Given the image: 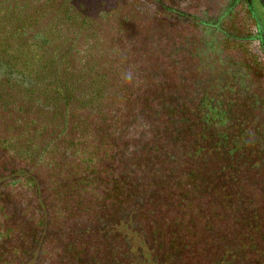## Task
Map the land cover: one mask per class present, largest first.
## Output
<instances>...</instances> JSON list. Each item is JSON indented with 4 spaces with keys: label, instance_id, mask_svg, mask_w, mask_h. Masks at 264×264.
<instances>
[{
    "label": "trees",
    "instance_id": "obj_1",
    "mask_svg": "<svg viewBox=\"0 0 264 264\" xmlns=\"http://www.w3.org/2000/svg\"><path fill=\"white\" fill-rule=\"evenodd\" d=\"M165 23L150 0H0L1 160H15L31 188L45 182L42 204L53 218L96 228L98 241L114 234L117 264H159L145 239L160 231L167 251L158 260L165 255L170 264L181 251L179 223L169 233L160 226L180 220L165 195L181 173L168 158L177 156L171 123L185 101L173 91L180 68ZM209 166L195 164L190 191L216 196L205 207L209 220L225 216L214 227L203 206L186 212L202 222L183 236L187 261L196 264L201 252L212 263L264 240L259 228L237 225L236 190L222 182L239 178Z\"/></svg>",
    "mask_w": 264,
    "mask_h": 264
},
{
    "label": "flooded vegetation",
    "instance_id": "obj_2",
    "mask_svg": "<svg viewBox=\"0 0 264 264\" xmlns=\"http://www.w3.org/2000/svg\"><path fill=\"white\" fill-rule=\"evenodd\" d=\"M150 1L164 21L168 19L162 26H169L173 33L176 52L172 63L180 68L173 91L185 99L171 123L177 156L168 158L181 173L168 183L175 189H168L165 195L171 207L180 212V220L160 226L166 233L175 223L179 224L174 231L180 232L182 227L178 233L181 251L170 264H196L187 261L190 255L184 247L190 243H184L183 236L187 226L199 227L202 222L193 223L186 212L193 205L200 210L203 206L204 222L214 227L225 213L217 212V221L209 220L211 214L205 207L216 196L209 199L202 191L196 195L190 191L195 164L209 163L207 170L212 172L225 166L224 177L235 173L239 180L228 184L225 178L222 186L236 190L235 207L241 219L237 225L259 228L264 233V0ZM231 164L232 168L228 166ZM202 173L197 174L198 185L205 177ZM27 178L31 177L20 173L15 160L3 163L0 154V264H117L114 234L98 241L96 228L53 218L51 210L42 204L48 196L45 182L38 178L40 188H31ZM215 203L225 210L221 200ZM80 232L86 236L74 237ZM161 232L145 242L152 259L157 260L154 262L167 264V240L162 239ZM220 233L222 236L223 231ZM252 245L236 258L221 254L212 263L201 252L198 264H264V240L255 249ZM161 250L165 255L158 260Z\"/></svg>",
    "mask_w": 264,
    "mask_h": 264
}]
</instances>
